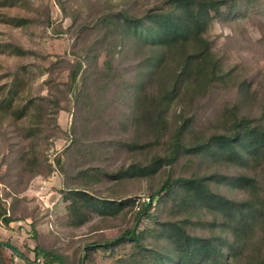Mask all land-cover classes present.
I'll return each mask as SVG.
<instances>
[{
  "label": "rangeland",
  "instance_id": "1",
  "mask_svg": "<svg viewBox=\"0 0 264 264\" xmlns=\"http://www.w3.org/2000/svg\"><path fill=\"white\" fill-rule=\"evenodd\" d=\"M211 1L219 10L209 11L204 37L218 68L207 78L191 72L162 105L164 86L180 79L181 53L152 68L160 49L142 28L171 13L170 0H0V208L14 221H0V241L23 256L0 249V264H45L36 246L64 264H173L167 223L218 240L230 264H264V215L224 243L230 232L222 230L236 226L210 206L182 202L181 191L162 193L139 221L140 248L103 245L135 226L141 203L167 177H208L212 193L237 203L252 199L210 176L252 177L260 190L253 202L264 209V159L241 168L190 148L230 134L242 118L264 129V0ZM183 125L190 153L151 178L106 177L166 155ZM75 189L86 196L79 211L84 196L72 197ZM129 198L133 206L119 214H98L101 202Z\"/></svg>",
  "mask_w": 264,
  "mask_h": 264
},
{
  "label": "trees",
  "instance_id": "2",
  "mask_svg": "<svg viewBox=\"0 0 264 264\" xmlns=\"http://www.w3.org/2000/svg\"><path fill=\"white\" fill-rule=\"evenodd\" d=\"M171 13L168 15H154L148 19L153 25L151 29H145L147 35L144 36L148 40L149 45L153 49L158 50V57L151 61V67H161V63L168 56L181 53L183 66L179 71L178 78L173 84L165 85L161 91L160 102H168L172 100L171 92L177 91L179 87L184 85L183 78L189 76L191 72L195 77L203 76L205 78L212 76L218 68V63L214 60L210 44L204 37L208 26L211 22L209 11L219 10L220 2H212L211 0H170ZM137 27V25H136ZM139 37L143 35L139 34ZM188 49L187 55L183 54ZM16 56L24 55L20 49H15ZM76 76H72V82ZM159 102V106H160ZM159 106H156L158 108ZM252 120L240 119L236 123V127L228 135H215L209 137L206 141L195 144L192 148L201 155L225 156L229 163L237 164L241 168L249 167L256 169L258 162L264 159V129L260 125H251ZM186 126H181L176 133L174 143L170 146L168 153L164 156H155L147 164H134L125 170H121L114 175L106 174V177L112 180H125L133 178H151L164 165H171L175 162L180 153H190V148L185 147L180 137L183 136ZM250 162L253 163L250 165ZM217 183H223L231 189H240L249 194L252 200L242 202H234L225 199L221 195L214 194L210 191L207 184V178H181L167 177L159 189L151 194L146 202H142L138 212L135 214V226L126 230L122 235L113 240L104 242L105 247L117 249L126 245L141 247V234L137 231L139 221L150 214L153 205L158 203L159 198L162 199V193L166 195L181 191L180 200L186 204H198L210 206L216 213L222 216L223 224L229 225L231 222L236 227L232 229H223L227 234V238L223 239L224 243L236 240L237 229L243 227H255L261 222L264 215L263 205L258 206L253 202L259 196V185L255 178L240 175L237 177H227L223 175L210 176ZM72 197H81L83 203L77 207V211L81 206H85V194L78 190H72ZM263 201V199H261ZM134 200L132 198L122 201H103L97 205L98 214L101 216H115L122 212L126 207H132ZM74 203H72L73 205ZM73 209V207H72ZM215 211V210H214ZM74 214H79L74 211ZM224 220L227 221L224 223ZM0 221L5 227H9L14 221L1 210ZM162 233L171 245V256L166 257L167 263L173 264H230L227 262L225 247L217 245L218 240H205L198 237L190 236L183 227L176 223H167L161 225ZM220 240V239H219ZM7 243V242H6ZM236 243V241H235ZM8 244V243H7ZM10 245V244H9ZM99 247V246H93ZM0 249H8V247L0 246ZM11 251V250H10ZM35 256H43L45 264H64L63 258L59 255L45 251L39 246L34 248ZM12 252V251H11ZM13 253V252H12ZM14 254V253H13ZM23 258L22 254L16 255ZM229 255V254H228ZM160 259L158 254L154 256ZM81 264V262H80Z\"/></svg>",
  "mask_w": 264,
  "mask_h": 264
},
{
  "label": "water",
  "instance_id": "3",
  "mask_svg": "<svg viewBox=\"0 0 264 264\" xmlns=\"http://www.w3.org/2000/svg\"><path fill=\"white\" fill-rule=\"evenodd\" d=\"M0 246L8 247L14 254L20 255V252H18V250H16L14 247H12L11 245L7 244L6 242L0 241Z\"/></svg>",
  "mask_w": 264,
  "mask_h": 264
}]
</instances>
